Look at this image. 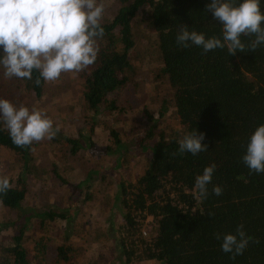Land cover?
Listing matches in <instances>:
<instances>
[{"label":"trees","instance_id":"1","mask_svg":"<svg viewBox=\"0 0 264 264\" xmlns=\"http://www.w3.org/2000/svg\"><path fill=\"white\" fill-rule=\"evenodd\" d=\"M241 2L234 0L237 5ZM210 3L211 0H119L115 12L101 20L105 34L97 40L96 61L77 72L79 98L92 112L83 117L85 132L78 131L73 137L57 135L50 140L64 154L67 149L70 155L86 149L93 155L113 154L110 168L115 172L125 154L132 152L146 158L132 180L116 178L112 195V204L119 206L121 218L115 232L116 258L122 257L127 263L147 259L160 264H264V174H250L242 161L250 136L264 124V44L251 51L248 46L255 37L242 36L245 51L234 55L227 47L207 53L195 45L178 47L180 24L206 38L216 36L222 40V25L206 11ZM260 9L264 13V0H260ZM140 30L154 34V60L159 66L153 78L166 83L169 98L161 100L156 115L144 108L140 134L131 132L126 139L128 133L120 134L112 127L108 130V144L98 147L92 138L96 123L93 115L101 111L118 114L125 109L116 103L115 96L125 87L136 85L140 65L132 60V51L134 35ZM36 76L34 72L32 80L9 79L0 69V98L14 96L19 103L40 97L45 83L37 87ZM169 107L177 124L171 136L159 127V119ZM194 130L205 134L202 143L208 150L195 156L180 153L178 141ZM0 147L21 162L16 176L9 179L11 189L0 196V205L14 212L12 220L0 224V230L7 226L13 230L6 246H0V264H45L50 244L54 246L52 264L74 263L81 250L70 237H84L79 234V220L73 222L77 215L74 205L79 198H91V192L80 197L79 189L89 177L69 183L72 189L66 207H26L25 176L33 167L29 164L33 144L17 147L0 125ZM212 164L216 169L207 186L209 194L199 200L193 194L195 178ZM89 171L88 174L95 172ZM52 173L65 182L56 173L55 164ZM214 186L222 188L221 195L212 194ZM145 217L153 222L151 236L140 232V220ZM55 223H61V227L53 228ZM241 224L247 235L259 243L250 242L243 255L232 259L230 253L221 250L216 235L235 234ZM30 225H36L41 232L29 242L28 256L21 239ZM53 229L56 237L52 238L47 233Z\"/></svg>","mask_w":264,"mask_h":264},{"label":"rangeland","instance_id":"2","mask_svg":"<svg viewBox=\"0 0 264 264\" xmlns=\"http://www.w3.org/2000/svg\"><path fill=\"white\" fill-rule=\"evenodd\" d=\"M99 2L104 5V19L109 18L119 6V0H99ZM134 42L132 60L138 61L140 65L138 76L136 75V85L127 86L116 94V103L123 104L125 108L122 112L110 114L108 111H101L93 115L96 123L92 138L98 147L108 144V130L112 127L120 134L128 133L126 139L131 132L135 135L140 134L144 108L152 115H156L161 100L169 98L166 83L153 78L159 66L154 60L156 48L154 34L140 30L134 35ZM79 82L77 72L62 73L55 82L45 83L44 91L38 98H26L19 103L14 101V96L2 98L11 101L17 107L23 105L30 110L35 108L45 112L53 121L54 128H59L56 136L73 137L78 131L85 132L83 117L92 115L81 97L79 98ZM173 118L169 107L159 119L160 129L170 136L177 129ZM61 153L48 139L33 143L29 160V164L33 167H30L25 176L27 191L23 205L34 207L36 210L47 208L49 204L66 207L72 189L70 184L80 182L86 176L89 177L85 183L82 182L79 189L80 197L91 192V198L84 201L79 198L74 205L77 215L73 222L79 220L77 221V224L81 225L79 234L84 237L74 235L70 237L78 246L80 245L81 250L72 264H160L158 261L147 259L127 263L122 257L116 258L118 242L115 239V232L121 218L119 206L112 204L115 181L116 178L132 180L134 174L144 167L146 158L132 152L125 154L121 164L115 168V172L110 168L115 158L113 154L93 155L87 149L77 150L75 155L68 154V149L66 154ZM20 163L17 156L0 147V176L12 180L20 169ZM52 164H55L56 173L65 182L54 178ZM89 170L95 172L88 174ZM13 218L14 212L0 205V224L9 222ZM140 222L141 234L151 236L154 226L150 217H145ZM60 224L55 223L53 228L61 227ZM12 231L8 226L0 230V246H6ZM30 232L33 235H30ZM39 232L41 231L36 225L34 227L30 225L28 230L24 231L21 242L27 248L28 256L31 254L29 242L36 239L40 235ZM47 235L56 237V230L53 229ZM53 247L51 244L47 247L45 264H52Z\"/></svg>","mask_w":264,"mask_h":264},{"label":"clouds","instance_id":"3","mask_svg":"<svg viewBox=\"0 0 264 264\" xmlns=\"http://www.w3.org/2000/svg\"><path fill=\"white\" fill-rule=\"evenodd\" d=\"M214 20L222 25V40L216 36L206 38L203 33L189 31L180 24L176 44L189 48L192 45L204 53L227 47L234 55L244 52L242 36H254L248 46L251 51L264 44V13L260 0H211L206 6ZM104 5L99 0H0V69L6 78L33 79L35 85L58 80L62 73L80 72L92 65L98 55L97 40L102 39ZM0 125L8 132L17 147L31 146L34 142L53 139L59 131L45 112L23 105L17 107L11 101L0 98ZM204 133L196 130L178 141L180 153L197 155L208 150L203 144ZM243 163L250 174H264V124L258 126L249 138ZM216 165L212 164L197 175L194 196L204 200L212 181ZM12 185L9 178L0 176V196L6 195ZM212 194H222L220 186L212 188ZM3 201L0 200V204ZM214 215V213H209ZM221 250L231 258L243 255L249 243H259L248 236L244 226L238 225L235 234H217Z\"/></svg>","mask_w":264,"mask_h":264}]
</instances>
